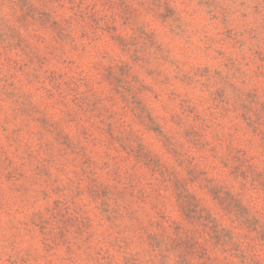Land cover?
Instances as JSON below:
<instances>
[{
    "label": "clouds",
    "instance_id": "9594fccd",
    "mask_svg": "<svg viewBox=\"0 0 264 264\" xmlns=\"http://www.w3.org/2000/svg\"><path fill=\"white\" fill-rule=\"evenodd\" d=\"M0 264H264V0H0Z\"/></svg>",
    "mask_w": 264,
    "mask_h": 264
}]
</instances>
